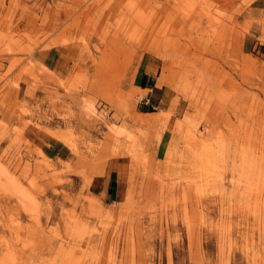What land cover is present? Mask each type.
<instances>
[{
  "label": "rangeland",
  "instance_id": "374dc122",
  "mask_svg": "<svg viewBox=\"0 0 264 264\" xmlns=\"http://www.w3.org/2000/svg\"><path fill=\"white\" fill-rule=\"evenodd\" d=\"M0 162V264H264V0H0Z\"/></svg>",
  "mask_w": 264,
  "mask_h": 264
},
{
  "label": "bare ground",
  "instance_id": "6f19581e",
  "mask_svg": "<svg viewBox=\"0 0 264 264\" xmlns=\"http://www.w3.org/2000/svg\"><path fill=\"white\" fill-rule=\"evenodd\" d=\"M202 15V14H201ZM187 36V35H186ZM187 39V38H186ZM188 40V39H187ZM183 44V43H182ZM191 48L189 47V46H185V48H184V50L186 51V52H190L191 53V50H190ZM198 55V54H197ZM197 58V57H196ZM201 58V57H200ZM202 59V58H201ZM6 112V111H5ZM93 112V111H92ZM95 113V112H94ZM93 113V117H94V115L95 114H97V113H95L94 114ZM81 114V113H80ZM84 114V113H83ZM90 114H91V112H90ZM11 115V114H10ZM12 116V115H11ZM86 116H88L87 114H86ZM98 116V115H97ZM6 117V116H5ZM10 117V116H9ZM85 116H83L82 114H81V116H80V118H81V120H79L78 119V121H76L75 123H77L78 125L80 124V123H83V124H86L87 126L88 125H92V123H91V121H94V119H92L90 116H88L87 117V119L88 120H90V122L88 121V120H86L85 118H84ZM99 117V116H98ZM162 116H159V118H161ZM78 118V117H77ZM96 119H97V117H95ZM105 118V117H104ZM96 119H95V122H97L96 121ZM100 119V118H99ZM67 120V119H66ZM65 120V121H66ZM70 120V119H69ZM101 120H102V118H101ZM101 120L99 121V122H101ZM103 121V120H102ZM91 123V124H90ZM72 124H74V123H72ZM100 124V123H99ZM106 124V123H105ZM94 125V124H93ZM96 125H97V123H96ZM103 126V125H102ZM92 127V126H91ZM99 128V127H98ZM99 131H100V129H98ZM60 132V131H59ZM59 132H53V136H55L56 138H58V139H61V140H63V141H65V142H68V140L66 139V137H65V135L64 134H62V133H59ZM104 132V131H103ZM108 134V133H107ZM105 135H106V133H105ZM106 137H108L107 139H109V138H111V136L109 135V136H106ZM111 141H110V139L108 140V141H106L105 143H110ZM72 148L73 149H76L77 148V145H74V144H72ZM6 151H7V148H6ZM5 151V152H6ZM7 154V153H6ZM9 155V154H8ZM20 156H21V154H20ZM20 156H14V159L12 158V165L14 166V167H16V169L18 168V165H17V159H19L18 157H20ZM1 164H2V162H0ZM0 164V166H2V165H4V164H2L1 165ZM3 167V166H2ZM4 168L6 169V165L4 166ZM7 168H8V166H7ZM9 169V168H8ZM10 170V169H9ZM9 170H7V172L9 171ZM136 170H137V168H136ZM45 191V190H44ZM11 196H13V195H11ZM11 196H9V197H7V198H4V200L6 199V205H7V210H8V214H9V212H11L12 213V219H13V221H16V220H18V217H22L23 216V214L24 213H28L30 210H29V208H26V206H22V205H20V202L19 203H13L12 204V201H13V199H14V197H11ZM6 197V196H5ZM2 210H1V214H2ZM3 216H4V214H3ZM52 217H49V219H51ZM38 228H39V230L41 231V232H43L44 231V229H43V225H42V223L39 221V223H38ZM4 229V228H3ZM11 231H12V228L10 229ZM15 232H16V234L17 235H21L22 233H21V231H18V229H13ZM17 230V231H16ZM29 230V229H28ZM29 232V231H28ZM19 235V236H20ZM20 238H21V236H20ZM96 238H91L90 240H88V242H87V245L88 246H90L94 241H96L95 240Z\"/></svg>",
  "mask_w": 264,
  "mask_h": 264
},
{
  "label": "crops",
  "instance_id": "0c3cea01",
  "mask_svg": "<svg viewBox=\"0 0 264 264\" xmlns=\"http://www.w3.org/2000/svg\"><path fill=\"white\" fill-rule=\"evenodd\" d=\"M58 54H61L59 51H57ZM154 76V75H152ZM145 78V80H144ZM141 81H142V84H141V88L142 89H149L150 87L148 85H151V75H149L148 72H145L141 78ZM143 81L145 82L143 84ZM154 91V90H153ZM156 95L155 93H153L148 101H151L152 100H156ZM105 183H106V187H105V190H104V200L106 202H115L118 197H119V178H118V175H117V172H116V167L115 166H112V170L110 172V174L108 175V177L105 179Z\"/></svg>",
  "mask_w": 264,
  "mask_h": 264
},
{
  "label": "trees",
  "instance_id": "16d2710c",
  "mask_svg": "<svg viewBox=\"0 0 264 264\" xmlns=\"http://www.w3.org/2000/svg\"><path fill=\"white\" fill-rule=\"evenodd\" d=\"M144 80H145V78H144ZM145 82L143 81V84H144ZM145 111H151L150 109H148V110H145Z\"/></svg>",
  "mask_w": 264,
  "mask_h": 264
}]
</instances>
